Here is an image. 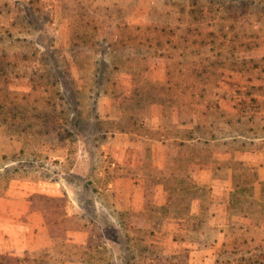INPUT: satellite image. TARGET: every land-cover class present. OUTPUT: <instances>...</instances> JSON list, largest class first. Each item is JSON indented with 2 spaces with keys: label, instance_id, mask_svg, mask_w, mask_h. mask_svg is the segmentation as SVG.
I'll use <instances>...</instances> for the list:
<instances>
[{
  "label": "rangeland",
  "instance_id": "obj_1",
  "mask_svg": "<svg viewBox=\"0 0 264 264\" xmlns=\"http://www.w3.org/2000/svg\"><path fill=\"white\" fill-rule=\"evenodd\" d=\"M0 264H264V0H0Z\"/></svg>",
  "mask_w": 264,
  "mask_h": 264
},
{
  "label": "crops",
  "instance_id": "obj_2",
  "mask_svg": "<svg viewBox=\"0 0 264 264\" xmlns=\"http://www.w3.org/2000/svg\"><path fill=\"white\" fill-rule=\"evenodd\" d=\"M110 158H111V162L109 166L107 165V167H103V165H98V162L93 161L92 164L89 166L90 171L92 172L91 174L94 177H99L100 175L106 173L108 171L107 169H109L110 171H113L114 169L120 170V166L123 164L124 160H126L124 156H110ZM74 169L75 168H73L71 171H74ZM58 173H63V174H59L61 178L55 179L54 181H50L51 186L47 188H45L42 180L37 179L36 182L34 181L32 182L31 180V186L33 185V183H35V185L32 186L33 188L30 187L29 188L30 190L27 189V190H23L21 193L19 192L17 193L18 198L21 195H23V199H21V202H23L22 211L23 213H26L28 216V221L25 222V224L23 225L27 228L26 232H29L31 234L30 240L29 239L28 241L27 239L24 240L23 248L27 247L31 241H33L36 244L35 245L36 247L46 246L49 244V242L52 241L53 238L49 233V226L53 221H48L47 214L45 212V210H47L48 212V208L44 204L42 205L41 203L39 204V202L36 201L35 199L34 200L29 199V195H37V196L40 195V196L57 198V199L67 195L69 199L67 201L68 203L64 206V211L71 210L70 199L71 201H74L73 197L71 196L73 190L68 185V181L64 179L65 177L63 175L64 173H66V171L62 169ZM85 175L87 174L85 173ZM115 186L116 184L114 181H110L108 183V187L111 189L112 195H114V193L119 192L118 187L115 188ZM114 188L115 190H113ZM140 190H141L140 184L136 183L134 185V189L130 190L128 196V201L130 205H133L136 208L140 207L141 202L143 200L142 192H140ZM99 192L100 191H98L97 193ZM115 202H117V204L119 203L118 201ZM28 207H31V211L28 210Z\"/></svg>",
  "mask_w": 264,
  "mask_h": 264
}]
</instances>
